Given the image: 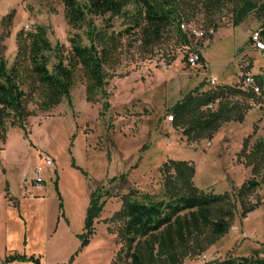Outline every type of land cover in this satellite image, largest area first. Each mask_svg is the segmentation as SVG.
Segmentation results:
<instances>
[{
	"label": "rangeland",
	"instance_id": "obj_1",
	"mask_svg": "<svg viewBox=\"0 0 264 264\" xmlns=\"http://www.w3.org/2000/svg\"><path fill=\"white\" fill-rule=\"evenodd\" d=\"M251 1L256 8L237 26L232 22L238 6L234 1L215 14L214 27L207 26L201 14L183 22L186 41L172 33L152 50L134 42L107 76L105 96L98 95L96 102L86 100L78 78L70 102L63 100L42 112L35 101L29 105L33 114L25 130L8 127L0 140V264L15 254L39 258L40 264H122L119 224L109 218L129 190L160 196V167L169 161L192 163L193 184L204 193L236 196L252 177L245 154L255 140H264V50H255L249 42L250 34L264 25V0ZM35 26L46 28L52 44L68 45L71 31L58 0H0V60L10 65L16 33ZM193 31L203 35L196 39ZM195 46L201 61L192 68L186 58ZM247 74L263 82L253 97L233 99L247 106L242 122H224L211 139L191 141L168 121V109L188 91L200 85L203 91L219 85L245 88ZM44 157L53 166L44 183L36 185L30 173ZM97 188L110 196L81 247L74 234L81 231L85 205ZM242 203L254 208L243 212L235 201L228 232L206 250L195 246L182 264L264 258V183ZM57 212L65 214L70 226L59 224L54 231ZM12 262L36 264L29 259Z\"/></svg>",
	"mask_w": 264,
	"mask_h": 264
},
{
	"label": "trees",
	"instance_id": "obj_2",
	"mask_svg": "<svg viewBox=\"0 0 264 264\" xmlns=\"http://www.w3.org/2000/svg\"><path fill=\"white\" fill-rule=\"evenodd\" d=\"M58 1L71 31L68 45L52 44L46 28L35 26L32 31L16 33L17 48L10 65L0 60L2 141L9 126L25 130L26 120L33 114L29 105L35 101L42 112L63 100L70 102V91L78 78L84 83L88 102H96L98 95L105 96L107 76L134 42H139L142 49L152 50L172 33L186 41L183 22L198 14L206 19L207 26L214 25L215 14L236 1L238 6L232 22L237 26L256 8L251 0ZM11 20L12 17L8 25ZM117 21H120L119 27L115 26ZM261 35L264 37V25ZM254 80L258 88L262 86L261 78ZM201 88L202 85L188 91L168 109L172 126L182 128L191 141L211 139L224 122H242L247 106L233 99L255 95L252 89L240 86L219 85L206 91ZM215 105V111H211ZM248 141L246 138L244 146ZM245 159L246 165L251 166L252 177L234 197L229 193L211 194L197 189L192 181L194 165L188 161H169L160 167L163 175L160 196L129 190L121 197L120 208L109 218V222L119 224L116 237L122 249L120 262L182 264L194 253L195 246L206 250L225 235L234 219L235 201L243 212L254 208V205L245 207L242 202L264 183V140H255ZM109 196L100 188L90 193L83 230L76 236L81 247L93 234L95 221ZM23 259L40 264L39 258L18 254L7 257L2 264ZM204 264H264V258L228 257Z\"/></svg>",
	"mask_w": 264,
	"mask_h": 264
},
{
	"label": "built area",
	"instance_id": "obj_3",
	"mask_svg": "<svg viewBox=\"0 0 264 264\" xmlns=\"http://www.w3.org/2000/svg\"><path fill=\"white\" fill-rule=\"evenodd\" d=\"M27 28V26H25ZM203 35L202 31H193V34L191 36L196 39L200 38ZM249 42L253 46V48L257 51H263L264 50V37L261 35V29L253 31L249 36ZM197 47H194V50L190 51V53L187 55L186 63L189 67L195 68L198 67L200 61H201V54L200 51H197ZM209 83L211 85H216L214 80H210ZM243 84L245 85V88L252 89L255 93L259 91V88L257 85H255L254 77L247 74L243 78ZM210 107V106H208ZM168 121L173 120L172 115L167 116ZM52 165L51 159L44 157L42 161V165L35 166L30 173L31 181L36 185H41L44 182V168L50 167Z\"/></svg>",
	"mask_w": 264,
	"mask_h": 264
},
{
	"label": "crops",
	"instance_id": "obj_4",
	"mask_svg": "<svg viewBox=\"0 0 264 264\" xmlns=\"http://www.w3.org/2000/svg\"><path fill=\"white\" fill-rule=\"evenodd\" d=\"M52 161V160H51ZM52 166H53V162H52ZM52 166H50V167H47V168H44V176H43V178H44V181H45V174H46V171H48V170H50L51 169V167ZM44 183V182H43ZM42 183V184H43ZM41 184V185H42ZM89 203V202H88ZM88 203L85 205V207H86V209H87V207H88ZM120 208V207H119ZM82 218V222H81V231H77L74 235H75V237L78 235V234H80V232H82V230H83V226H84V219H85V216L83 217H81ZM59 224H66L68 227L70 226V221H69V219L65 216V214L64 213H62L61 215H59V212H57V216H56V223H55V228H54V231H56L57 230V227H58V225ZM77 238V237H76ZM78 239V238H77ZM80 243V242H79ZM2 263H3V261H2ZM14 262H11V263H8V264H13ZM57 264H59V263H57Z\"/></svg>",
	"mask_w": 264,
	"mask_h": 264
}]
</instances>
